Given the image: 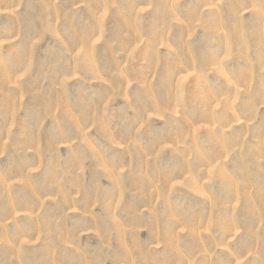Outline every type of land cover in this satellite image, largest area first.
<instances>
[{"label":"rangeland","instance_id":"rangeland-1","mask_svg":"<svg viewBox=\"0 0 264 264\" xmlns=\"http://www.w3.org/2000/svg\"><path fill=\"white\" fill-rule=\"evenodd\" d=\"M0 264H264V0H0Z\"/></svg>","mask_w":264,"mask_h":264}]
</instances>
